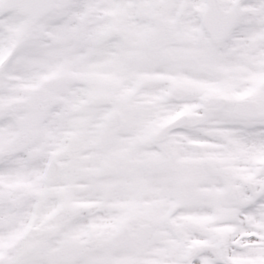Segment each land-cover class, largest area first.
I'll list each match as a JSON object with an SVG mask.
<instances>
[{
  "label": "snow or ice",
  "instance_id": "1",
  "mask_svg": "<svg viewBox=\"0 0 264 264\" xmlns=\"http://www.w3.org/2000/svg\"><path fill=\"white\" fill-rule=\"evenodd\" d=\"M0 264H264V0H0Z\"/></svg>",
  "mask_w": 264,
  "mask_h": 264
}]
</instances>
